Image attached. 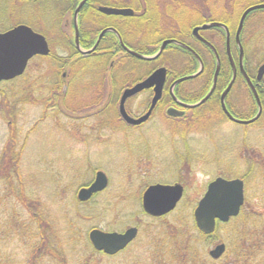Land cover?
<instances>
[{
    "label": "rangeland",
    "instance_id": "obj_1",
    "mask_svg": "<svg viewBox=\"0 0 264 264\" xmlns=\"http://www.w3.org/2000/svg\"><path fill=\"white\" fill-rule=\"evenodd\" d=\"M34 1L15 0L16 5H10L8 10L7 24L0 26V31L17 22L25 23L24 21L29 22L36 31H47L50 28V20L44 17L42 9H48L50 12L54 8V3L52 0L45 2L42 0L44 3L39 6V2ZM56 47L57 53H62ZM65 49L62 55L67 53L68 45ZM122 61L127 60L123 58ZM127 62L131 63L132 59H128ZM68 63L69 60L63 59L54 61L52 54L47 57H35L29 62L23 75L12 81L0 83V153L7 143L8 135L18 136L16 143L22 150L20 163L23 178L29 183L28 187L34 189L33 197L40 199L44 209L52 216L49 218L58 223L57 227L65 228L62 222L65 219H73L77 228L85 235L92 227L123 231L130 225L140 223L138 239L127 246V249L131 245L135 248L143 239L145 225L153 222V217L139 213L142 211L139 198L147 184L176 181L183 183L184 193L181 201L174 211L165 215L167 220L172 221L178 215L192 216L207 183L220 175L224 166L236 164L237 169L245 170L247 165L244 159L242 160L244 163L237 161L240 149L234 153L233 145L236 143H233L232 138L238 140L241 135V139L246 130H243L242 125L222 118L219 122L215 115L210 116L211 119H208L205 125L187 137L189 147L196 152H205L207 156H200V161L191 159L193 162L188 164L186 162L189 161L181 150L182 139L174 136L175 129L179 130L181 125H172L174 120H164L154 113L150 122L137 128L125 125L122 121L115 124L111 121L118 117L116 106L114 112L106 111V114H103L105 122L111 124L109 128H102L105 122L94 123L96 120H90L87 115L92 112L98 113V106L89 107L87 104L90 101L101 100L106 90L107 99L108 93L114 88L110 85L105 86V83V91L103 89L98 91L93 82L88 84L85 76L79 80L81 74L76 76L73 75L74 72H65L63 78L62 72L58 69L70 67L66 65ZM79 65V62L75 64L77 67ZM123 73L116 74L117 96L122 88L121 83L127 84L142 74L128 72L130 74L126 78L122 77L123 80L120 77ZM92 76L94 77L93 74ZM236 94V92L233 94L232 100L236 101L237 107H241L242 104L244 107L248 105L245 103L246 99H241V94L237 98ZM143 97L128 100L126 107L137 112ZM238 98L240 99L237 100ZM9 114L15 117L14 121H10ZM91 133H95L96 137L90 136ZM221 146L225 147L226 152H220L219 157L216 152ZM145 154L148 158H144ZM218 162L221 163L217 164ZM40 169L47 174L49 170L51 172L49 175L44 173L41 177ZM95 170H102L106 174L107 188L95 195L91 202L79 205L74 200L76 191L80 185L93 179ZM56 173L65 177L59 184V188H66L65 196L59 200H56L54 194L53 178L51 181V177ZM255 177L259 179L261 187H264L263 177L258 173ZM73 179L77 182L75 187L69 185ZM253 186L252 181L249 184L250 192L245 191L248 198L253 196ZM251 201L259 206L263 203L260 198H252ZM4 206L6 205H3L2 210ZM61 208L67 211H62L61 214ZM16 209H19V206ZM81 210H84L86 217L82 216ZM77 212L80 215L78 220L74 219ZM203 241L202 247L207 253L219 243L211 238ZM139 252L137 249L136 253ZM68 254L70 264H79L80 256L83 258L87 256L83 252ZM96 261H99V264H110L101 255L92 258L93 263Z\"/></svg>",
    "mask_w": 264,
    "mask_h": 264
},
{
    "label": "flooded vegetation",
    "instance_id": "obj_2",
    "mask_svg": "<svg viewBox=\"0 0 264 264\" xmlns=\"http://www.w3.org/2000/svg\"><path fill=\"white\" fill-rule=\"evenodd\" d=\"M37 1L41 6L49 0ZM80 1L52 0L54 8L50 12L48 9H42L44 17L50 20L48 32L36 31L31 24L24 20L25 23L17 22L0 32H5L23 23L43 35L49 47L47 55H54V61L69 60L66 65H70V67L58 69L62 72L63 78H65V72H154L156 69L163 68L166 74L159 100L147 119L130 125L131 127L144 126L152 120L154 113L164 120H174L172 125L200 124L203 119L207 121L211 119L210 116H214V112L217 110L216 105L224 116V120L230 121L221 107V95L232 78H234L233 83L223 98L224 105L231 115L233 114L230 112L229 103H233L232 96L235 92L237 93L236 98L241 94V99H246L245 103L248 104L251 88L245 76H248L253 83L260 101L261 96L264 97V74L259 82L256 81V73L264 63V0H172L174 3L182 2V5L173 4L171 6L173 11L175 10L172 14L168 9L170 1L163 0L165 4L155 6L157 11L153 12L150 20L147 21H143L146 16L144 8L135 7L134 9L127 5H109L128 7L132 10L130 15L107 14L100 11V6L108 5L105 4L106 0H86L76 13L75 9ZM0 2V26H4L9 18L10 5L13 6L16 3L10 4L8 0H0ZM251 7L252 9L243 18L241 30L236 39L241 16L245 10ZM68 12L70 14H67ZM127 17L134 19L124 22L122 18ZM213 22L222 25L202 27L204 24ZM105 29L107 30L99 38L101 31ZM167 38L175 39L189 48L170 43L165 46L156 59L150 61L132 59L130 63L127 61L131 58L127 55H132L124 51L121 46L124 43L135 50L145 52L153 50L151 53H154L161 42ZM105 39H108L109 44L115 47L110 49L112 53L109 54L107 67L103 68L98 64L95 65L92 61L99 62L105 58ZM95 44L96 46L89 51ZM67 45L68 51L62 55ZM168 46H173L171 51ZM55 47L62 53H57ZM117 53L118 56H116ZM43 56L45 55H35L38 58ZM121 58H126L127 61H122ZM78 62L81 65L83 62L84 65L90 63L93 64V67L83 68L80 65L77 67L75 64ZM215 72H217L215 87L207 99L196 106L187 105L196 103L207 95L213 84ZM193 74L196 75L178 82L171 91L173 82L178 78ZM131 81L128 82L129 85L134 83ZM126 86L127 84H124L121 88L117 96V103ZM103 87L104 85H102ZM153 94V87H148L127 98L125 107L128 100L144 96L137 112L126 107L127 112L133 117L143 115L150 106ZM109 96L110 92L108 98ZM103 98L101 102L90 101L87 104L89 107L98 106V113L87 114L90 120H96V122L93 121L94 123L105 121V118H102L103 114L105 115L106 111L109 113L113 111L112 109L107 110L108 105L106 106V104L109 102ZM116 106L118 107V104ZM238 107L237 109L242 113H248V105L244 107L242 104L241 107ZM169 108L177 109L181 113L169 115L167 113ZM119 118L121 117L119 116ZM191 133H188V136ZM90 136L96 137L95 133H91ZM95 195L83 202L91 201Z\"/></svg>",
    "mask_w": 264,
    "mask_h": 264
},
{
    "label": "trees",
    "instance_id": "obj_3",
    "mask_svg": "<svg viewBox=\"0 0 264 264\" xmlns=\"http://www.w3.org/2000/svg\"><path fill=\"white\" fill-rule=\"evenodd\" d=\"M169 1L170 4L168 5V9L170 14L175 11H173L171 7L173 4L182 5V2L174 3L172 0ZM9 2L14 4L15 0H9ZM163 3V0H106L105 2V4L114 6L127 5L134 9L135 7L138 9L144 8L146 9L144 12L146 16L143 15L145 16L143 21L150 20L151 14L157 11V7L155 8V6L162 5ZM122 19L124 22H130L134 18L127 17ZM105 47V58L101 59L99 62L92 61L95 65L98 64L99 67L103 68H106V64H108L109 54L112 53L110 49L115 46L110 45L108 39H105ZM168 48L169 51H171L173 46H168ZM137 51L139 50L137 49ZM152 51L139 52L148 54ZM127 57L137 60V58L133 56L127 55ZM80 67H93V64L88 63L84 65L83 62L82 65L80 64ZM148 73L149 72H142L139 78H134L131 82L141 79ZM80 74L81 77L79 80L85 76L86 79H88V84L93 82L94 85L97 86V89H99L98 91L104 90V87L107 85L114 88L113 90L111 89L108 99H106L107 90H104L105 93L101 97V100L104 97L106 102H109L106 104V106L108 105L107 110L116 109L117 87L115 86V81H117V72L73 73V75L76 76ZM129 74L128 72H124L120 74V77L123 79ZM105 83L106 85L102 88V85ZM123 86L124 82L121 83L120 87ZM61 96L63 97L62 94ZM101 100L99 101L101 102ZM261 102L262 111L259 118L246 126L242 125L244 128L243 130H246L244 137L240 139V135L238 140L231 137L233 143H236L233 145L234 153L236 150L240 149L237 161L240 163H244L245 161L247 165L245 170L237 169L236 164H228L224 166L223 171L220 173L221 176L227 178H241L244 181L245 191L248 190V192H250L249 184L253 181V196L248 198L245 193L244 204L239 214L232 217L226 223L217 221L214 231L208 235L197 229L191 215H178V218L176 217L172 221L167 220L165 216L153 217V222L145 225L146 227L143 229V239L138 245H136L135 248H132V245L128 249L126 247L115 255H106L93 249L87 238V231L84 235L82 231L77 228L73 219H65L62 222L66 226L65 228L60 226L57 227L58 223L49 218L52 216L47 209H44L40 199L33 197L34 189L31 190L28 187L29 183L25 182L23 178V171L20 163L22 150L17 147L16 143L18 141V136L15 134L8 135L7 143L2 153H0V264H70L68 253L80 254L81 252L87 254V256L83 258L81 255L78 259L79 264H99V261L95 263L92 262V258L95 255L105 257L110 264H264V187H261V184L258 182L259 179L255 177V174L258 173L264 179L263 96H261ZM54 104H56V102ZM229 108L230 112L236 117L248 118L252 116L256 111V106L251 92H249L248 95L247 114L239 111L234 101L231 104L229 103ZM216 109L214 115L217 116V121L221 122L220 119L222 118L224 120L225 118L221 114L218 105H216ZM9 116L10 121H14L15 117L10 114ZM109 117L111 118V115ZM111 122L117 124L121 122V120L118 116L117 118L114 117ZM205 123L206 119H203L200 124H185L181 125L179 130L177 128L175 129L174 136L179 137V140L182 139L181 143L183 146L181 150H183L184 156L189 161L186 162L187 164L193 162L191 159L200 161V156L207 157L205 152H202V156L201 152H196L189 147V139L187 138L190 137L188 133L198 131L197 129L205 125ZM110 124V122H105L102 128H109ZM205 133L207 134V132ZM222 151L223 153L226 152L224 146L219 148L216 155L221 157L220 152ZM144 157L148 158L146 154ZM243 159L244 161L242 162ZM219 163L221 162L217 164ZM40 172L41 177L44 173L47 174V172H43L42 169H40ZM49 172H51V170H49ZM49 172L47 175H49ZM52 178L55 184L54 194L56 200L64 198L66 188H59V184L65 180V177L56 173L51 177V181ZM253 179H255L256 182ZM76 183L75 179H73L69 182V185L75 187ZM252 198H260L263 201L262 206L251 201ZM89 202L91 201H88V203ZM84 203L86 202H79L78 204L81 205ZM3 205H6L4 206V210H2ZM17 206H19V209H16ZM62 211L63 209L61 208V214ZM139 213L144 214L143 211H139ZM81 214L83 217H86L84 210H81ZM56 219L58 220L57 216ZM74 219H80L78 212ZM136 225L140 227V223ZM208 238L225 243L226 250L219 258H211L203 249V240ZM137 239L138 236L133 242ZM137 249L140 250L139 253H136ZM138 255L142 256L139 257Z\"/></svg>",
    "mask_w": 264,
    "mask_h": 264
},
{
    "label": "water",
    "instance_id": "obj_4",
    "mask_svg": "<svg viewBox=\"0 0 264 264\" xmlns=\"http://www.w3.org/2000/svg\"><path fill=\"white\" fill-rule=\"evenodd\" d=\"M85 1L86 0H81L79 2L75 9L76 13ZM251 9L252 7L248 8L243 12L239 27L237 29L236 39L238 37L237 35H239V32L241 30L243 18L245 17L246 13ZM99 10L107 14H132V10L130 8H114L100 6ZM215 25L222 24L213 22L210 24H204L202 27L206 28ZM106 30L107 29L101 31L99 38L103 35ZM171 42H176V40H164L161 43L157 53L150 56L138 53L127 47H125V49L128 53L139 59L151 60L158 57V55L162 52L166 44ZM177 43L185 48H188L185 44L181 42ZM95 46L96 44L92 46L89 51H91ZM48 52L49 48L44 37L41 34L34 32L30 27L24 24L18 25L12 29L0 33V81L10 80L14 77L21 75L25 70L28 60L32 56L36 54L45 55ZM164 71L165 70L163 68L156 69L154 72H151L147 77H145L141 81L136 82L133 86L127 87L122 91V94L119 99L118 108L119 113L125 122H127L128 124L135 125L148 118L155 103L160 98L162 86L165 81L166 72ZM196 74L181 77L175 82H173L172 86L182 80L193 77ZM263 74L264 63L259 67L258 72L256 74V79L260 80ZM216 75L217 72H215L214 74L213 84L207 95L204 96L197 103L191 104L189 106H196L207 99V97L211 94L212 90L215 87ZM245 78L248 80V84L258 104V111L253 117L249 119H239L233 117L224 105V95L230 89L234 78L229 81L228 85L226 86L225 90L221 95V107L224 110L226 116L231 121L238 124L251 123L255 121L261 114V105L257 91L252 82L249 80L248 76H245ZM148 87H153L154 91V95L151 99L149 109L145 112V114L138 118L131 117L126 112L124 107L126 99ZM167 113L169 115H177L180 114L181 111H178L174 108H169L167 110ZM107 183L108 179L105 173L100 170L97 171L95 173L93 182L87 187H82L79 189L77 194L78 199H89L93 193L103 190L107 186ZM182 193L183 187L181 184L178 183L151 184L144 190L142 194V208L144 212L151 216H162L172 211L176 207V204L180 200ZM243 202V181L240 178H224L222 176L215 177L207 184L205 192L203 193L202 197L199 199L196 207L193 210V218L197 228L205 234L211 233L214 230L216 220H219L221 222H227L230 217L237 216ZM137 231L138 229L135 226L128 227L122 232L103 231L98 228H93L89 231L88 237L92 246L96 250L103 251L106 254L112 255L124 249L127 244L130 243L136 237ZM224 250L225 244L219 243L209 250V255L212 258H218L224 253Z\"/></svg>",
    "mask_w": 264,
    "mask_h": 264
}]
</instances>
